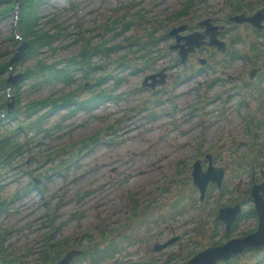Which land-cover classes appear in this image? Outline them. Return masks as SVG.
<instances>
[{
    "label": "rangeland",
    "instance_id": "rangeland-1",
    "mask_svg": "<svg viewBox=\"0 0 264 264\" xmlns=\"http://www.w3.org/2000/svg\"><path fill=\"white\" fill-rule=\"evenodd\" d=\"M128 1L49 0L41 10V24L42 26L43 24H49V26L53 23L60 24L67 33H70L68 36L62 37L67 38L65 42L77 37V26L79 30L83 28L80 32L81 35L92 37L99 33L96 27L100 22L113 15L116 16L119 12L125 13L126 7L122 6ZM184 1L133 0V3L128 7V12L136 13L141 10V13H144L147 18V27H152L153 24L150 22H155L157 26L156 34H162L163 31L167 32L169 24L181 19L174 16L175 11L182 6ZM235 1L197 0L195 6L190 8V12L183 19L194 21L198 17L206 15L214 17L216 21H222L218 18H223L228 14L233 9L232 2ZM252 1L256 5L260 2V0ZM254 2L252 3L255 5ZM3 4L7 3L3 2ZM120 6L122 8L118 10ZM142 27V25L137 24L130 29L129 33H140ZM54 30L56 28L52 31ZM239 30H243V26L239 27ZM15 31L13 14L7 10L0 16V64L2 65L13 55V50L18 44L14 38ZM142 32H145V30ZM246 33H248V39L245 38L243 41H239L235 45L236 47H246L249 38H255L256 36L250 28ZM263 35L264 33L261 34L260 39ZM226 38H229V33L226 34ZM170 40L167 39L169 42ZM75 49L76 45L71 44L70 47L61 49L60 54H69L74 52ZM200 55H206V51H201ZM161 60H165L166 63L158 61L156 67L160 68L171 63L167 55ZM196 60L194 59L192 62L195 63ZM33 61V57L27 58L23 64H18L19 69L16 71L22 70L21 68L24 66L31 65ZM243 62L247 63L248 69L253 66L247 61L238 59L233 63V67L226 69V74H229L232 78H234V75H239L236 66L238 65L240 68V64ZM166 70L169 76L162 86L171 91L172 88L170 87L174 85L173 73L175 68L172 66ZM7 74V70L3 71L2 76L6 77ZM242 74L247 76L246 70L242 71ZM76 77L78 82L84 80L80 72L76 74ZM127 79V84L134 83L136 80L132 76H128ZM184 85L177 84L173 88L175 92L177 91V94L173 99H170V103L163 100L162 106H156V108H162L161 114L164 116L161 115L157 120H153L154 122H145L143 113H138L140 105L137 104L134 107V104L143 96L151 98L149 91L144 90L139 95H129L124 102L108 109L107 106H99L94 110L82 109L69 117H63L66 114L65 111L53 113L45 123L51 129L49 135L43 136L30 131L28 134H32L34 139L29 140L27 134L22 132L20 141L26 145L24 147L26 149L25 156L30 158L29 164L34 166L38 163L36 158L40 157L37 148L43 151H54L61 144L74 142L95 131L106 124V118L108 117L114 119L121 116L123 127H125L124 130L120 131L122 135L117 143L110 146L97 143L85 153L86 155L78 158L77 162L81 163L78 166L67 164L65 153L55 154L52 160H46V152H41L42 169L53 166L54 163L56 164L57 158L66 163L68 171L66 173L63 171L52 173L50 178L44 182L46 188L43 189V197L38 191L32 190L30 195L25 194L22 197L19 196L20 199H14L8 206V212L0 214V230L10 226V233L3 245L7 248H13L11 254L22 257L29 264H36L37 260L39 262L41 238L48 229L43 225L45 217L51 228L62 236L60 239L73 237L75 241H81L83 244L95 240L101 242L100 232L102 229L108 230L104 232V235L111 233L113 236L118 235L121 237L123 234L118 232V226L122 222H127L126 218L128 216H125V212L128 207L134 205H128L130 201L126 197V191L130 185H134L136 188L143 185L144 190L140 195L139 193L132 195L136 199L141 197L154 199L150 216H158L159 221H151L152 224L150 225L143 223L141 228H137L133 226L136 220L135 217L131 222L132 224L129 225V231L134 242L125 247L120 256H133L142 264H177L191 257L192 252H197L211 245L212 240L225 238L222 224H219L216 228L212 227L209 230L210 235L196 227H209L210 224L202 225L199 221L211 218L215 208L222 206L221 204H227L228 201H239L243 204V209L250 208L249 204L252 203V200L247 198L246 190L251 185L252 173L248 169L245 161L246 157L244 156L250 146L245 145L246 125L240 114L244 110L240 112L236 110V107H238L236 100L239 96H233L229 99L228 107L222 111L218 121L207 123L205 118L213 117L215 113L211 111V105L204 106L199 111L190 110V104L195 102L193 98H195L196 92L192 96L186 92V88L190 85ZM63 89L60 84L32 88L30 81H27L21 86L20 91L23 101H26L31 98H43L48 94L56 95ZM248 89L251 103H254V96H258V94L254 90V85H250ZM86 91L81 90L82 93ZM125 96H128V94ZM172 102L175 104L173 113L168 108ZM107 110H115L119 113L117 116H106ZM127 114H129L128 117H126ZM59 119L60 126L57 127L54 123ZM19 120L20 118L17 116L12 125H17ZM228 128L235 130L234 134L236 135L238 132V137L232 138V135L228 133L230 131ZM216 130L221 137L228 136L220 148L223 158H227L226 164L229 165L228 160L241 162L237 173L228 176L227 185L221 189L216 187L214 183L209 184L206 195L208 192H210V195L207 198L205 195L202 201L204 205L201 208L197 207L198 204H196L187 210L185 208L184 211L173 209L171 206H175L176 203L190 201L191 197H194L195 201V197L199 196L196 186L192 184L191 165L194 154L197 152L203 168L206 167L207 161L204 160V154L212 152L211 144L214 140L212 138H214ZM243 133L245 135L241 139L240 136ZM197 138L200 140L198 141ZM68 150L74 151L75 149L69 147ZM212 150L214 151V149ZM254 150L255 148L252 150V153H254L252 155L254 158L253 176H255V181H260L264 178V163H261V158L257 155L262 152H254ZM20 159L21 156L18 157L17 163ZM183 159L184 165L182 163ZM220 160L217 158L216 165L225 166L226 164ZM17 167L20 168L21 166L17 165ZM261 170L263 174H260ZM122 173L129 176L127 181H121L124 176ZM132 174L136 176L133 177ZM22 177L23 179L27 178L26 175ZM163 182L166 186L162 185L158 188V184H163ZM17 186V182L11 179L9 184L2 187V194L10 193ZM74 191L77 199H75ZM45 197L49 201H45ZM46 202L49 204H46ZM54 205V210L48 211ZM67 207L75 213L69 215L71 212L66 211ZM243 218L236 230L232 232V236H239V233L256 227L257 219L254 215ZM131 229H134L135 235ZM176 235L180 237L168 247L158 251L153 249L155 243ZM138 236L143 237L141 240H137ZM54 238L57 239L56 236ZM69 240L71 241V239ZM202 244L203 248H200ZM21 252H25V254L20 256ZM255 253L247 252L245 256H241V262L243 264L254 262L256 256L259 255V251L255 250ZM253 255H256L255 258H253ZM110 262L106 261V264H110Z\"/></svg>",
    "mask_w": 264,
    "mask_h": 264
},
{
    "label": "trees",
    "instance_id": "trees-1",
    "mask_svg": "<svg viewBox=\"0 0 264 264\" xmlns=\"http://www.w3.org/2000/svg\"><path fill=\"white\" fill-rule=\"evenodd\" d=\"M45 1L46 0H19V30L24 38L29 39L31 53H34L39 57H41V52L44 51L43 53H45V50L53 49V47L55 46L53 43L57 38L56 34H50L48 30L39 27V10L41 4ZM10 2L13 6L14 1L10 0ZM126 28L127 24L123 26L124 30ZM115 35H118V33L114 34L112 38H114ZM90 42L91 41H89L86 46H83L78 53L87 73H90L95 68H97V65L93 63L92 59L94 55L98 54L99 51H101V53L109 57L116 50V48L119 47V44L115 45L114 43H112L113 41L111 39L105 41L103 40L102 42H98L96 44H92ZM79 65L80 63L77 62L76 58L58 59L50 63L38 58V62L32 68L28 69L27 74H39L38 76L41 81H49L55 77H62L64 79H67L71 76V74H73V71L76 70ZM27 74V77H31ZM31 78L34 79L33 77ZM122 79L123 77H117V83L115 85L120 83ZM0 83H4V80L2 78H0ZM98 95L102 96V92L100 91ZM103 95L105 97H109V94L104 93ZM71 97L72 95L69 94L60 96L59 98L63 99V102H67ZM16 100H18V97L16 98ZM57 100L59 99H51L50 101L56 102ZM47 101L48 100L46 99H42L36 102H40L41 105H45ZM37 123L39 126L38 129L42 130L43 128L40 119L37 121ZM13 147L14 144L8 142L4 145L2 144L0 150L9 152L13 149Z\"/></svg>",
    "mask_w": 264,
    "mask_h": 264
},
{
    "label": "water",
    "instance_id": "water-1",
    "mask_svg": "<svg viewBox=\"0 0 264 264\" xmlns=\"http://www.w3.org/2000/svg\"><path fill=\"white\" fill-rule=\"evenodd\" d=\"M262 17H264V14L259 12L248 19L253 21L255 24H258ZM26 47L27 43L23 42L19 47L20 50L16 53V56L11 61L17 59V57L19 56H22ZM198 167L199 165L197 164L193 175L195 177V182L200 186L202 192L204 191L205 185L208 180L214 179L217 180L218 183H220L221 174H218L216 176H207L212 171V169L209 167L206 173L200 175V169H198ZM261 189L264 190V183L256 185L254 191L261 222L259 230L255 234L249 235L247 237L241 239H233L229 241L225 246L210 247L205 251L201 252L198 257L191 260V262L188 264H215L217 259H226L233 252H239L248 245H258L264 243V198H262V195L259 193V190ZM227 223H229V220H227Z\"/></svg>",
    "mask_w": 264,
    "mask_h": 264
}]
</instances>
